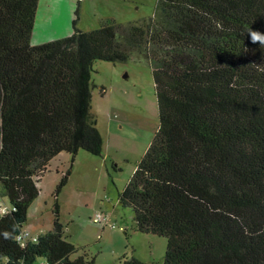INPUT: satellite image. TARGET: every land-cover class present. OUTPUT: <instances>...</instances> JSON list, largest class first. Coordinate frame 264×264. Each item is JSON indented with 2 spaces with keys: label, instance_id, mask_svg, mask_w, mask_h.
<instances>
[{
  "label": "trees",
  "instance_id": "obj_1",
  "mask_svg": "<svg viewBox=\"0 0 264 264\" xmlns=\"http://www.w3.org/2000/svg\"><path fill=\"white\" fill-rule=\"evenodd\" d=\"M38 0H0V264H95L59 219L17 240L50 160L102 155L91 106L96 60H148L158 127L117 202L166 239L162 264H264V0H156L137 23L104 22L31 44ZM121 264H151L134 257Z\"/></svg>",
  "mask_w": 264,
  "mask_h": 264
},
{
  "label": "rangeland",
  "instance_id": "obj_2",
  "mask_svg": "<svg viewBox=\"0 0 264 264\" xmlns=\"http://www.w3.org/2000/svg\"><path fill=\"white\" fill-rule=\"evenodd\" d=\"M155 3L156 0H38L30 43L66 37L73 31L72 23L82 31L104 22L137 23L152 16ZM151 70V62L144 59L96 60L93 64L91 106L102 136L103 156L79 150L70 186L60 194L64 236L79 248L72 256L85 251L94 257L95 264H121L124 257L151 264L163 262L166 239L135 230L131 209L116 201L117 192L126 185L158 127ZM47 181L38 185L40 197L48 193ZM76 187L80 190L73 193ZM63 193L69 194L65 200H61ZM100 198L106 202L101 203ZM0 205H7L4 198L0 197ZM99 211L115 221L116 227L96 222ZM52 218L51 206L43 207L37 220L29 207L22 230H30L27 228L36 221L48 225Z\"/></svg>",
  "mask_w": 264,
  "mask_h": 264
},
{
  "label": "crops",
  "instance_id": "obj_3",
  "mask_svg": "<svg viewBox=\"0 0 264 264\" xmlns=\"http://www.w3.org/2000/svg\"><path fill=\"white\" fill-rule=\"evenodd\" d=\"M39 43H42V42H39ZM39 43H37V44H39ZM33 44H35V43H33ZM88 154H90V153H88ZM90 155H92V154H90ZM100 156L102 157L103 153ZM74 160H75V157L70 164V157L67 153H59L58 156L56 155V157H54L50 160L46 172L40 177V179L38 181V185H39V183L41 181L48 180L47 181L49 184L48 193L42 195V197H40L41 194L38 193L37 197L33 200V202L29 206L30 212H31L32 217L34 219L37 220L38 215H40L42 212V208L43 207L46 208L47 206L48 207L51 206V214L54 218V215H53V203H54L53 191H54L56 184L58 183L61 176L63 175V173L67 170L68 167H70V173H69L67 182L59 191L58 198H57L58 205H59V219H61V212H60L61 204H60L59 198H60V194H61L62 189L65 186H70L69 179L71 178V175H72V168H73ZM77 190H80V189L78 187H76L75 190L73 189V193H75ZM96 191H98V190H96ZM39 192H40V190H39ZM63 194H64L63 195L64 197L63 198L61 197V200H65V196L69 195L67 193H63ZM100 199H101L100 200L101 203L106 202L102 198H100ZM107 201L109 202V201H111V199H109ZM116 201H117V199H116ZM117 204H118V202H117ZM112 207H113V205H112ZM53 218H52V221L48 225L42 224L40 221H36L35 223L30 224V228H27L30 230H27V231L30 233V235H38V234L44 233L45 231H49L53 227Z\"/></svg>",
  "mask_w": 264,
  "mask_h": 264
},
{
  "label": "built area",
  "instance_id": "obj_4",
  "mask_svg": "<svg viewBox=\"0 0 264 264\" xmlns=\"http://www.w3.org/2000/svg\"><path fill=\"white\" fill-rule=\"evenodd\" d=\"M0 209H3L5 211V207L4 206L0 207ZM94 220L96 222H98V223L103 222L105 225H108L111 228L116 227V222L115 221H111L109 216L106 213H104L103 211L97 212L96 215H95ZM26 239L35 240L36 239V235H30V233L28 231H23L22 230V232H20L17 235V240L20 242L21 245H23L25 243ZM36 264H47V263L42 261V260H40Z\"/></svg>",
  "mask_w": 264,
  "mask_h": 264
},
{
  "label": "clouds",
  "instance_id": "obj_5",
  "mask_svg": "<svg viewBox=\"0 0 264 264\" xmlns=\"http://www.w3.org/2000/svg\"><path fill=\"white\" fill-rule=\"evenodd\" d=\"M252 43L259 42L260 44H264V34H260L258 32H251L250 33ZM4 214V210L0 209V215ZM0 235L3 236L4 239H16V237L13 236V232L5 230Z\"/></svg>",
  "mask_w": 264,
  "mask_h": 264
}]
</instances>
